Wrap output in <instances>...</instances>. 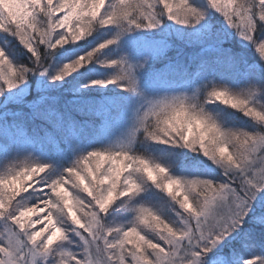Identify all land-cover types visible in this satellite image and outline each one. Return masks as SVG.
I'll use <instances>...</instances> for the list:
<instances>
[{
	"label": "snow or ice",
	"instance_id": "6c2138e0",
	"mask_svg": "<svg viewBox=\"0 0 264 264\" xmlns=\"http://www.w3.org/2000/svg\"><path fill=\"white\" fill-rule=\"evenodd\" d=\"M165 30L200 45L198 61L167 64L148 91L138 69L170 45L130 41L134 64L124 38ZM34 73L72 77L78 110L129 130L100 149L70 141L74 160L4 166L0 264H264V0H0V96ZM171 76L184 83L161 95ZM57 104L41 95L33 111L62 119Z\"/></svg>",
	"mask_w": 264,
	"mask_h": 264
},
{
	"label": "trees",
	"instance_id": "16d2710c",
	"mask_svg": "<svg viewBox=\"0 0 264 264\" xmlns=\"http://www.w3.org/2000/svg\"><path fill=\"white\" fill-rule=\"evenodd\" d=\"M218 17L213 19V23H218ZM157 30H152L156 32ZM167 31V30H166ZM125 39V47L122 49V54L132 55L141 62L142 57L136 54H130V49L127 44L136 39L144 40H166L170 45L166 55L157 56L149 59L144 63L142 69H138L139 75L142 78L143 87L151 91L153 87V77L165 69L169 63L177 61L190 66V71H194L196 62L198 61V54L200 52V45L189 44L180 36L171 33L166 34L158 32L153 35L150 32L144 33H130ZM223 47L230 49L233 52L244 55L249 60L252 59L254 53L249 49H244L238 42V37H228L223 41ZM12 51L16 55L17 62L26 63L27 58L24 55L22 47L14 46ZM209 59H211L209 57ZM220 73L229 75L224 72L221 66H216ZM75 76V74H73ZM209 76V79H212ZM167 81H161L157 88L161 95L166 94L168 88H181L184 83L180 77L171 76ZM69 84L57 82L55 85L46 77L39 73L31 74L30 77L20 85L24 88L23 95L19 98L8 95L0 96V171L4 170V166L9 163L24 161L29 156L28 151L31 152V161L38 158L49 159L59 151L69 153L71 159H76L71 156L70 141L79 139L85 145H91L94 149L107 147L111 143L122 139L127 131L126 127H122L118 119L104 120L86 112L77 109L73 101L81 92L73 91L75 82L72 77H69ZM220 83L219 80L216 81ZM198 84L193 85L190 90H187L188 95H192L197 91ZM20 89H15L16 92ZM47 95L59 100L56 105L58 113L62 119L53 116L46 118L36 115L33 111V105L36 104L41 95ZM167 94H179L167 93ZM89 95L96 98L97 101H103L104 93H89ZM199 102L204 97V94L197 93ZM54 136L57 138L56 144H48L43 141L46 137ZM142 139V137H141ZM18 151L20 155L18 156ZM69 163L71 161H68ZM43 175V174H41ZM81 195H84L81 193ZM257 232L259 227H257Z\"/></svg>",
	"mask_w": 264,
	"mask_h": 264
},
{
	"label": "rangeland",
	"instance_id": "374dc122",
	"mask_svg": "<svg viewBox=\"0 0 264 264\" xmlns=\"http://www.w3.org/2000/svg\"><path fill=\"white\" fill-rule=\"evenodd\" d=\"M162 33H166V34H171V33H174V34H176L175 32H169V31H163ZM177 35V34H176ZM187 41V40H186ZM189 44H196L195 42H189V41H187ZM238 42L241 44V42H240V39H239V37H238ZM242 45V44H241ZM129 56V61L130 62H132V63H137L136 61V59H135V57L134 56H132V55H128ZM20 87V89L22 88L20 85L18 86V88ZM23 90H24V88H22ZM16 92V90L15 89H13L12 90V93H15ZM189 96H191V95H189ZM201 103H203L204 102V97L202 98V100L200 101ZM206 107H208V108H214V105H211V104H208V105H206ZM39 227V226H38Z\"/></svg>",
	"mask_w": 264,
	"mask_h": 264
}]
</instances>
